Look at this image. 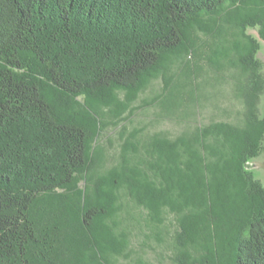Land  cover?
<instances>
[{"label": "trees", "instance_id": "16d2710c", "mask_svg": "<svg viewBox=\"0 0 264 264\" xmlns=\"http://www.w3.org/2000/svg\"><path fill=\"white\" fill-rule=\"evenodd\" d=\"M237 2L264 6L0 0V264H113L115 254L125 255L128 234L116 232L113 192L105 181L78 186L97 102L137 89L166 56H195L190 30ZM254 63L251 52L242 68L248 90L258 86ZM263 131L264 121L248 117L242 128L217 121L174 139L155 136L143 152L128 153L127 143L110 183L119 178L151 216L176 213L183 263L197 264L188 252L199 245L200 264H221L231 237L229 264H264V187L244 167ZM232 157L235 177L227 172ZM233 181L242 203L233 199Z\"/></svg>", "mask_w": 264, "mask_h": 264}, {"label": "rangeland", "instance_id": "374dc122", "mask_svg": "<svg viewBox=\"0 0 264 264\" xmlns=\"http://www.w3.org/2000/svg\"><path fill=\"white\" fill-rule=\"evenodd\" d=\"M205 24L190 30L195 56L182 51L166 56L137 89L115 92L97 102L88 165L79 175L78 186L83 188L86 180L91 185L105 181L113 192L114 220L120 223L116 232L123 228L128 234L125 255L115 254L113 264H187L179 258L184 248L177 239L176 213L166 208L160 216H151L131 199L118 175L119 184L110 183L111 174L120 171L127 143L128 153L133 154L132 146L143 152L155 136L174 139L217 121L237 128L245 127L248 117L264 121V38L260 36L264 35V6L237 2ZM251 52L256 64L252 79L258 86L248 90V74L242 68ZM257 150L248 161L252 164L250 174L264 187V131ZM231 159L227 172L235 177L234 157ZM233 185V199L242 203L244 195L234 181ZM232 240H224L222 248L227 253L221 264L230 263ZM194 251L188 252L192 261L202 263L206 250L198 245Z\"/></svg>", "mask_w": 264, "mask_h": 264}, {"label": "water", "instance_id": "95a60500", "mask_svg": "<svg viewBox=\"0 0 264 264\" xmlns=\"http://www.w3.org/2000/svg\"><path fill=\"white\" fill-rule=\"evenodd\" d=\"M252 164L250 163V162H246L245 164H244V167L246 168V169H251L252 168V166H251Z\"/></svg>", "mask_w": 264, "mask_h": 264}]
</instances>
